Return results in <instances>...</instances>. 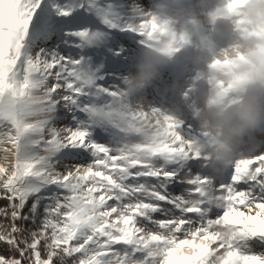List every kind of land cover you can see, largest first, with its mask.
I'll return each instance as SVG.
<instances>
[{
	"label": "snow or ice",
	"instance_id": "6c2138e0",
	"mask_svg": "<svg viewBox=\"0 0 264 264\" xmlns=\"http://www.w3.org/2000/svg\"><path fill=\"white\" fill-rule=\"evenodd\" d=\"M111 15L105 0H0V264H264V135L214 173L193 125L119 117L111 77L87 79L81 55Z\"/></svg>",
	"mask_w": 264,
	"mask_h": 264
},
{
	"label": "clouds",
	"instance_id": "9594fccd",
	"mask_svg": "<svg viewBox=\"0 0 264 264\" xmlns=\"http://www.w3.org/2000/svg\"><path fill=\"white\" fill-rule=\"evenodd\" d=\"M207 3L157 0L156 15L165 14L167 22L157 23L158 29L120 90L116 106L119 117L141 111L136 94L159 76L161 67L172 59L177 45L186 37L192 17L207 10ZM228 4L229 0H214L210 11L214 16L234 20L239 29L235 43L195 57L200 62V75L209 83L200 97L195 132L214 173L226 170L233 160L246 155L250 141L264 135V0H245L234 12L228 11ZM219 82L229 86L227 92ZM147 112L150 117L154 115ZM162 131V125L145 129L149 138Z\"/></svg>",
	"mask_w": 264,
	"mask_h": 264
},
{
	"label": "rangeland",
	"instance_id": "374dc122",
	"mask_svg": "<svg viewBox=\"0 0 264 264\" xmlns=\"http://www.w3.org/2000/svg\"><path fill=\"white\" fill-rule=\"evenodd\" d=\"M105 2L111 5V19L116 26L108 28L100 23V26L95 29L101 33L100 38L91 45L85 44L81 50V55L85 59L83 74L93 82L103 81L111 77L110 87L120 92L125 87L128 76L133 71L137 60L150 43V37L147 35L143 24L153 20L156 23L167 22V18L163 13L160 16L156 15L157 0H105ZM213 6L207 8L206 13ZM191 28L193 29L189 25L186 37L177 45L178 49L182 43L187 41V36L191 41V57L186 64L188 72L184 73L179 82V97L176 101L179 103L173 105V107L177 105L176 109L167 103L158 101L157 94L152 90V85L137 93L135 102L142 111L158 110L186 124H191L195 128L196 111L202 94L194 100L190 95L193 89L198 86L196 81L200 72L199 67L194 65V60L197 55L203 53V44L198 39V34L189 31ZM228 37L229 35L226 36V38ZM234 43L235 40L221 49H226ZM116 64H121V70L112 72L111 68ZM155 80L154 83L156 84L164 80L171 87L178 84L175 82L174 75L165 71H162V76H158ZM118 99L117 97H109L106 103H110L116 108ZM173 110L178 113H174Z\"/></svg>",
	"mask_w": 264,
	"mask_h": 264
},
{
	"label": "bare ground",
	"instance_id": "6f19581e",
	"mask_svg": "<svg viewBox=\"0 0 264 264\" xmlns=\"http://www.w3.org/2000/svg\"><path fill=\"white\" fill-rule=\"evenodd\" d=\"M207 4V8L211 7V5H214V0H208ZM144 25L145 23L143 26ZM189 25L194 29L193 30L191 28L189 31H193L195 34H198V39H200L203 44V53L219 51L221 48L229 45L233 40H236L237 33L239 32V29L233 19L223 16L217 17L214 16L211 11L206 13V10L197 12L192 17ZM227 35H229L228 38H226ZM190 45L191 41L187 36V41L179 46L172 59L161 67L159 73V77L162 76V71L172 73L174 75L175 82L178 84L171 87L164 80L157 84L154 83L156 81L154 80L151 84L152 90L157 94L158 101V97H162L164 100L161 102L169 104L173 109H176L177 107V105L174 107L173 105L179 103V101H176L179 97L178 89H180V79L183 77L184 73L188 72L186 64L191 57ZM194 65L200 68V62L196 59L194 60ZM196 82L198 86L193 89L192 94L190 95V97L193 98L192 100L198 98V96L201 95L207 87H209L207 79L201 75L198 76ZM174 113L178 112L174 111Z\"/></svg>",
	"mask_w": 264,
	"mask_h": 264
}]
</instances>
